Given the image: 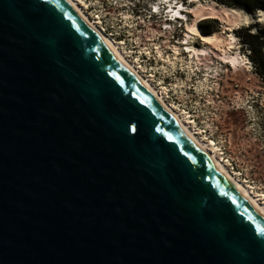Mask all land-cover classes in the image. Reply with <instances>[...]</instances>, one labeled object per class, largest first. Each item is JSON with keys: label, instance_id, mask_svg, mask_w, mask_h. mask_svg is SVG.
<instances>
[{"label": "water", "instance_id": "1", "mask_svg": "<svg viewBox=\"0 0 264 264\" xmlns=\"http://www.w3.org/2000/svg\"><path fill=\"white\" fill-rule=\"evenodd\" d=\"M0 264H264V218L66 0H0Z\"/></svg>", "mask_w": 264, "mask_h": 264}, {"label": "rangeland", "instance_id": "2", "mask_svg": "<svg viewBox=\"0 0 264 264\" xmlns=\"http://www.w3.org/2000/svg\"><path fill=\"white\" fill-rule=\"evenodd\" d=\"M75 1L192 131L209 144L236 179L264 204V81L249 58V48L237 34L240 29L243 35L254 33L264 22L237 29L232 36L216 19L203 23L211 15L207 8L216 11L234 6L216 0ZM179 4H183L187 21L170 22L172 12L167 9L176 10ZM252 12L257 14L260 9ZM195 22L200 28L202 24L216 30L218 43H231V54L240 55L242 60L238 61L240 67L235 68L233 62L227 66L222 62V51L188 33V23ZM192 42L200 49L190 52ZM176 45L180 56L175 54Z\"/></svg>", "mask_w": 264, "mask_h": 264}, {"label": "bare ground", "instance_id": "3", "mask_svg": "<svg viewBox=\"0 0 264 264\" xmlns=\"http://www.w3.org/2000/svg\"><path fill=\"white\" fill-rule=\"evenodd\" d=\"M77 12L81 20L86 24V26L112 51V53L116 56V58L125 66V68L130 72V74L143 86L145 89L151 94L152 98L157 102V104L165 110V112L179 125V127L184 131V133L189 137V139L193 142L194 146L200 150V152L215 166V168L226 178V180L230 183V185L235 189V191L258 213H260L264 218V204H262L259 200L253 196L249 189L246 188L241 182H239L236 177L230 172L225 163L220 161L217 154L214 151H211L209 148V144L205 141H202L196 133L192 131V129L188 126V124L182 120L181 116L177 113V111L170 106L164 97L157 92L156 88L153 87V84L147 80L140 71L136 69L135 66L131 62L128 61L127 57L119 49V46L111 41L107 35L99 28L90 17L85 13V11L80 7V5L75 0H66ZM169 1V0H166ZM218 8V7H217ZM197 10V9H196ZM195 10V11H196ZM210 12V16H207L205 19H216L220 21L227 27V33L235 34L237 29L242 27H248L250 24L255 23V25L264 22V10L260 9V12L255 14L253 12H249L240 7L234 6H225L223 9L212 10L211 8H207ZM186 11H181L182 15L185 14ZM192 13V12H191ZM187 20V18H186ZM187 32L195 37L196 40L200 41L204 45L210 46L212 49L216 51H222L220 54L222 55L224 61H222L227 66H231L233 62V66L235 68L240 67L238 65V61L241 60L240 55L231 54V43L227 45H222V43H218L217 34L212 33L206 34L202 32L198 23H188ZM190 48V52H195L200 49L201 46H198L197 42H192V44L188 45ZM176 51L175 54L180 56L182 53L180 52V48L178 45L175 46ZM242 61V60H241Z\"/></svg>", "mask_w": 264, "mask_h": 264}, {"label": "trees", "instance_id": "4", "mask_svg": "<svg viewBox=\"0 0 264 264\" xmlns=\"http://www.w3.org/2000/svg\"><path fill=\"white\" fill-rule=\"evenodd\" d=\"M222 4H233L236 7L243 8L249 12L263 9L264 10V0H216ZM210 19L203 20V23H209ZM201 28L204 33L212 34L216 32V30H209L202 26ZM237 34L242 39L243 44L249 48L250 56L252 63L255 66L256 73L263 79L264 81V27L257 28L254 33H247L243 35V30L240 29Z\"/></svg>", "mask_w": 264, "mask_h": 264}]
</instances>
